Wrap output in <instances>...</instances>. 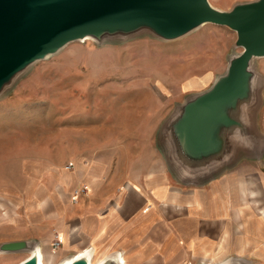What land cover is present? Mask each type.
<instances>
[{
    "label": "rangeland",
    "instance_id": "rangeland-1",
    "mask_svg": "<svg viewBox=\"0 0 264 264\" xmlns=\"http://www.w3.org/2000/svg\"><path fill=\"white\" fill-rule=\"evenodd\" d=\"M209 1L223 8L239 0ZM235 40L234 30L211 22L175 39L159 37L148 27L121 26L105 30L99 38L71 40L13 73L0 88V246L6 240L39 242L37 198L42 187V191L52 189L44 161L61 159L62 149L76 146L98 122L112 118L131 124L151 112L147 97L166 101L165 120L178 113L181 104L206 91L226 72L229 58L241 50ZM251 68L255 85L250 100L239 98L232 113L245 129L235 126L236 139L243 140H237L235 153L215 168L238 170L249 159L248 125L251 138L264 137L258 127L264 107V57L254 58ZM225 132L232 139L233 131ZM158 139L166 143L164 137ZM27 253L0 250V264H18L31 254ZM43 257L44 264H57L63 258ZM98 258L96 254L93 259ZM228 260L256 264L253 249L203 262Z\"/></svg>",
    "mask_w": 264,
    "mask_h": 264
},
{
    "label": "crops",
    "instance_id": "crops-1",
    "mask_svg": "<svg viewBox=\"0 0 264 264\" xmlns=\"http://www.w3.org/2000/svg\"><path fill=\"white\" fill-rule=\"evenodd\" d=\"M146 100L152 111L131 124L98 122L76 146L62 149L61 159L44 161L52 189L42 187L37 198L42 255L95 248L97 260L115 252L125 264H198L253 249L256 264H264V137L248 142L250 160L238 170L185 174L159 143L166 101ZM261 113L264 136V107ZM82 184L87 192L73 201L72 190ZM52 230L63 233L56 249Z\"/></svg>",
    "mask_w": 264,
    "mask_h": 264
},
{
    "label": "water",
    "instance_id": "water-1",
    "mask_svg": "<svg viewBox=\"0 0 264 264\" xmlns=\"http://www.w3.org/2000/svg\"><path fill=\"white\" fill-rule=\"evenodd\" d=\"M205 22L234 30L235 46L241 50L229 58L226 72L210 88L194 93L178 107V113L169 114L161 132L179 171L208 173L235 153L237 142L243 140L236 139L235 126L245 129L232 113L239 98L250 100L255 85L251 63L264 57V0H239L229 8H218L209 0H0V88L13 73L71 40L99 38L105 30L121 26L148 27L159 37L175 39ZM247 129L248 142L257 139L251 138L249 125ZM231 130L232 139L225 132ZM36 243L6 240L0 250L28 251ZM19 264L36 261L31 256ZM70 264L87 263L79 257ZM100 264H121L119 254H107Z\"/></svg>",
    "mask_w": 264,
    "mask_h": 264
},
{
    "label": "bare ground",
    "instance_id": "bare-ground-1",
    "mask_svg": "<svg viewBox=\"0 0 264 264\" xmlns=\"http://www.w3.org/2000/svg\"><path fill=\"white\" fill-rule=\"evenodd\" d=\"M36 244H37L36 247L28 250L27 255L31 253L28 257L34 256L36 264H44L43 255L41 252L42 248H41L39 243H36ZM83 251H84V253L79 254V255H77L78 254V252H77L73 255H68V256L63 257L61 259L62 261L59 262L58 264H70V263H72V261H74L75 259H77L79 257L84 258L85 262L87 264H100L105 258V257H102V258H100V260H98L99 262L98 261L95 262L94 259L92 258L94 256L95 248H92L90 250L87 248V249H84ZM85 252H87V253H85ZM24 259H26V258H24ZM119 259L121 260V264L126 263V261L123 260V258H122V254H120V253H119ZM217 263H220V262H213V263H208V264H217Z\"/></svg>",
    "mask_w": 264,
    "mask_h": 264
},
{
    "label": "built area",
    "instance_id": "built-area-1",
    "mask_svg": "<svg viewBox=\"0 0 264 264\" xmlns=\"http://www.w3.org/2000/svg\"><path fill=\"white\" fill-rule=\"evenodd\" d=\"M65 165L68 168L72 167L70 162L66 163ZM87 190H88V187L86 184L75 186L71 192V199L73 201L77 200L81 196V194H85L87 192ZM62 239H63V233L58 232L57 230L54 231L53 238L50 241L52 248H55V249L59 248L63 242Z\"/></svg>",
    "mask_w": 264,
    "mask_h": 264
}]
</instances>
